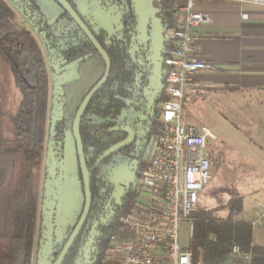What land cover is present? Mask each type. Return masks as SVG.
<instances>
[{"label": "trees", "instance_id": "obj_1", "mask_svg": "<svg viewBox=\"0 0 264 264\" xmlns=\"http://www.w3.org/2000/svg\"><path fill=\"white\" fill-rule=\"evenodd\" d=\"M67 1L76 9L73 0ZM105 1L118 8V27L95 30L83 19L111 62L109 75L91 96L79 124L91 207L61 264H122L106 255L107 244L122 228L118 215L128 214L138 196L135 182L146 162L147 141L159 132L157 104L166 99L164 59L171 42L164 31L174 22L168 0H158L159 22L147 21L145 26L134 0ZM15 16L6 0H0V92L10 81L18 92L15 109H5L0 99V264H31L45 141L50 151L63 149L65 135L72 137L76 111L105 64L86 38L65 50L64 60L74 66L75 76L57 88L53 104L58 114L53 110L48 117L45 59L34 35L19 27ZM207 155L214 160L209 149ZM116 158L130 161L132 180L116 173ZM218 209L226 210L224 218L214 215ZM195 210L190 215L193 234L186 243L192 264H264V244L254 243L251 222L236 218L242 211L241 196H231L218 208ZM233 244L250 254L248 262L231 255ZM36 264H42L39 254Z\"/></svg>", "mask_w": 264, "mask_h": 264}, {"label": "built area", "instance_id": "obj_2", "mask_svg": "<svg viewBox=\"0 0 264 264\" xmlns=\"http://www.w3.org/2000/svg\"><path fill=\"white\" fill-rule=\"evenodd\" d=\"M198 0H171L173 26L164 31L170 40L164 63L167 65L160 102L159 132L152 141L148 160L137 182L135 205L120 215L121 230L112 235L108 252L122 264H192L191 252L181 241L182 220L187 221L188 238L193 234L191 213L201 191L212 179L208 145L216 136L204 124H188L182 119V101L187 81L213 66L198 58L199 35L193 29L212 22L198 10ZM264 3V0H259ZM255 228L264 219V202H255ZM233 257L250 260L237 244Z\"/></svg>", "mask_w": 264, "mask_h": 264}, {"label": "rangeland", "instance_id": "obj_3", "mask_svg": "<svg viewBox=\"0 0 264 264\" xmlns=\"http://www.w3.org/2000/svg\"><path fill=\"white\" fill-rule=\"evenodd\" d=\"M157 1L134 0L136 9L139 12V22L142 26H145L147 21L158 23L161 19L159 7L156 5ZM6 2L16 14L14 19L16 24L32 32L46 59L49 81V117L52 112L53 73L48 50L44 45V40L36 32L32 21L25 17L21 10L10 0H6ZM100 2V0H76L79 11L87 18L102 20L104 24L108 23L109 20H117V15L111 14L110 7L105 8ZM40 3L42 9H44V13L49 17H54L57 5L52 0H40ZM112 8L114 7H111V10H114ZM50 26L51 33L61 48H66L76 43V39L73 37L74 34L82 38V35L78 33L74 25L60 22L57 25L51 23ZM74 76V69L69 68L68 71L64 72V81H68ZM215 94L218 95L219 93ZM222 97V94H219L217 97L211 91L198 90L196 93L188 95V98L184 96L182 101L183 121L188 124H204L216 136L215 140L208 145V149L214 157V160H212V179L199 194L195 211L198 209L208 210L218 208L224 205L231 196H241L242 211L236 218L251 222L256 218L257 208L254 201L261 199L259 196H256V193L264 188V147L261 140L264 130L261 128V121L257 119L258 114H256V111H248V107L240 104L234 98L235 96L227 97L226 100H222ZM217 98L221 100L219 99V103L215 104ZM0 99L5 109H12L13 107L15 109L14 105L18 101V92L13 87L12 81L3 83ZM65 137V159L64 166L62 167L64 172L58 175L54 191L51 192V197L48 199V204L54 203L52 204L55 210L52 222L56 226L53 233L54 237H59L62 231L61 228H64L71 222L73 212L78 207L81 198L79 182L75 174L73 139L70 134H66ZM48 163V152L46 151L45 141L36 184L38 187V213L31 264H34V255L37 253V240L41 237L39 227L44 224L43 196L46 187L45 171ZM126 163L120 166L118 171L121 176L123 175L122 178L128 181L133 178ZM135 185H137V180ZM214 215L224 218L226 210L218 209L214 212ZM181 225V241L186 244L189 240L187 221L182 220ZM253 230L254 242L256 244H264V219L261 225H257ZM112 258L115 259L114 257Z\"/></svg>", "mask_w": 264, "mask_h": 264}, {"label": "crops", "instance_id": "obj_4", "mask_svg": "<svg viewBox=\"0 0 264 264\" xmlns=\"http://www.w3.org/2000/svg\"><path fill=\"white\" fill-rule=\"evenodd\" d=\"M196 7L212 18L210 24L193 31L200 38L198 58L213 68L187 81L184 96L188 98L198 90L211 91L217 97L222 94V100L235 96L248 111H256L264 130V3L259 0H198ZM261 140L264 147V133ZM256 196L262 200L256 199L254 203L264 202V188Z\"/></svg>", "mask_w": 264, "mask_h": 264}, {"label": "flooded vegetation", "instance_id": "obj_5", "mask_svg": "<svg viewBox=\"0 0 264 264\" xmlns=\"http://www.w3.org/2000/svg\"><path fill=\"white\" fill-rule=\"evenodd\" d=\"M10 1L14 5H16L19 8V10H21V12L24 14L25 17H27L29 20L32 21L36 32L39 34L40 38H42L44 40V45L46 46V48L48 50V55H49L50 63H51V70H52V73H53L51 106H52V111L54 110L55 111L54 113L58 114L59 108L55 107L54 104H53L54 96L56 94V90L61 84L67 83L68 81L71 80L70 79L68 81H64V72L68 71L69 68L70 69L71 68L74 69V66L72 64H69L66 60H64L63 53H64L65 50H67L70 47L74 46L76 43L74 45H72V46H69V47H66V48L65 47L61 48L58 45V43L56 42L55 37H53V35L51 33V26L50 25H51V23H53L54 25H57L60 22H65V23H67L69 25H74L75 28L77 29L78 33H80L82 35V38L81 37L79 38L77 36V34L73 35V37L76 39V42L78 40H85V38L87 39V37L82 32V30L77 26V24L73 21V19L65 12V10L55 0H52L57 5V9L55 10L54 17H49V16H47L44 13V9H42L40 0H10ZM73 1H74L75 5H76L75 6L76 9L68 1L67 2L77 12V14L79 15V17L81 18L82 21H83V19L84 20H88V22L92 25L93 29L98 30L99 28L104 27L105 29L111 30V29H113L114 26L118 27L119 10L114 5L108 4L107 1H105V3L100 2L101 5L105 6V8H109L110 7V11L112 12L111 14L117 15V20H115V21L114 20H109L108 23L104 24L102 22V20H93V19H91L89 17L87 18L86 16H84L79 11L77 3H76V0H73ZM156 5H158V7H160V2L157 1ZM111 7H114V8H112L114 10H111ZM135 7H136V5H135ZM168 12H170V14L172 16L171 0H168ZM172 19H173V16H172ZM69 20H71V21H69ZM45 63H46V59H45ZM46 67H47V65H46ZM110 67H111V62H110ZM74 71H75V69H74ZM47 73H48V70H47ZM48 84H49V81H48ZM159 105H160V102H158V104H157L156 119L160 123V121H159V109H160ZM159 127H160V125H159ZM71 129H72V126H71ZM71 134H72V130H71ZM157 134L158 133L153 134L147 141L146 162L148 160V154H149L150 145H151L152 141L154 140V138L156 137ZM72 137H73V134H72ZM73 144H74L75 166H76L75 174H76L78 182H79L80 197L81 198H80V202H79L78 207L73 212L71 222L68 223V225H66L64 228H61L62 231H61V234H60L59 237H54L53 236L54 230L56 229L55 224L52 222L53 221L52 217L55 214V210H54V207L52 205L54 203L48 204V199L51 197V192L54 191V187L56 186V179H57L58 175H60L62 172H64L62 167L64 166V159H65V145H64L62 150L57 148L55 150L52 149V151L48 150L47 145H46V151L48 152V160L50 162V159L54 158L55 162H56V167H55V171H54V177L52 178V177H50V175H48V173H47L48 165L46 166V171H45L46 187H45V194L43 196V199H44V203H43L44 204V206H43V211L44 212H43V215H45V216H44V224L41 227H39V232L41 234V237H40V239L37 240V253L34 255V264H36V259H37V255L38 254H40L41 256L46 255L47 256L46 259L51 261L50 264H52L54 262V260L56 259V257L60 253L65 241L69 237L71 231L75 227L76 223L78 222V220H79V218H80V216L82 214V210H83V207H84V199H85V197H84V187H83L82 173H81V170H80V165H79V161H78V155H77V151H76L74 137H73ZM81 144H82V142H81ZM82 150H83V148H82ZM83 153H84V151H83ZM84 158H85V154H84ZM123 161L124 160H121L120 158H116V163H114V165H113L115 167H113V168H114L115 171H117L116 172L117 174L118 173L120 174L118 169L120 168V166H122L126 162H127L126 166L128 167V169H130V166H131L130 161L126 160V159H125V162H123ZM146 162H145V164H146ZM85 165H86V160H85ZM86 169H87V166H86ZM88 178H89V173H88ZM89 187H90V181H89ZM90 195H91V188H90ZM53 196H54V194H53ZM91 200H92V196H91ZM91 200H90V207H91ZM134 205H135V202H134ZM90 207H89V211H90ZM89 211H88V214H89ZM101 212H102V210H101ZM88 214H87V216H86V218L84 220V223H83L80 231L83 229V227L85 225V222H86V219L88 217ZM119 216L120 215H118V217ZM118 217H117V219H118ZM48 221L51 222V224H52V233H51V242H50L51 244H49V242H48V240H47V238H46V236L44 234L45 230H47ZM92 229L93 228H91L90 230H92ZM80 231H79V233H80ZM91 232H89V233H91ZM79 233L77 234V236L79 235ZM77 236H76V238H77ZM70 248H71V246H70ZM70 248H69V250H70ZM48 249H49V253H46V251ZM69 250H68V252H69ZM67 253H66V255H67ZM66 255H65V257H66ZM106 255L108 257H111V255L108 252V244H107V249H106ZM52 257H54L53 260L51 259ZM65 257H64V259H65ZM63 260H62V262H63ZM42 264H47V263L46 262L45 263L42 262Z\"/></svg>", "mask_w": 264, "mask_h": 264}, {"label": "water", "instance_id": "obj_6", "mask_svg": "<svg viewBox=\"0 0 264 264\" xmlns=\"http://www.w3.org/2000/svg\"><path fill=\"white\" fill-rule=\"evenodd\" d=\"M59 5L65 10V12L73 19V21L77 24V26L82 30V32L85 34L87 39L92 43V45L95 47V49L98 51V53L101 55V57L104 60L105 63V70L100 78V80L89 90V92L85 95L83 98L82 102L80 103L76 114L74 116L73 122H72V134L74 137L75 141V146H76V151L78 155V161L80 165V170L82 173V181H83V187H84V207L82 210V214L76 223L75 227L71 231L69 237L65 241L60 253L54 260L52 264H61L62 260L64 259L66 253L68 252L72 242L76 238L77 234L79 233L84 220L88 214L89 207H90V200H91V195H90V187H89V178H88V171L86 169L85 165V158H84V153L82 150V144H81V139L79 135V123L82 117V114L84 112V109L89 102L91 96L93 93L96 91V89L105 81L107 78L109 71H110V60L108 55L106 54L105 50L101 47L99 42L96 40L90 29L87 27V25L81 20L77 12L71 7V5L66 1V0H55ZM56 167V162L54 158L50 159V162L47 167V173L50 175V177H54V171ZM49 214V213H48ZM51 233H52V224L51 222L48 221L47 223V230H45L44 234L49 242L51 244ZM46 253H49V249L46 251ZM40 255V254H39ZM46 255L42 256V262H46Z\"/></svg>", "mask_w": 264, "mask_h": 264}]
</instances>
